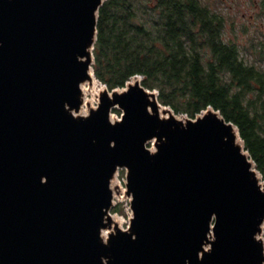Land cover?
I'll use <instances>...</instances> for the list:
<instances>
[{
	"label": "water",
	"instance_id": "1",
	"mask_svg": "<svg viewBox=\"0 0 264 264\" xmlns=\"http://www.w3.org/2000/svg\"><path fill=\"white\" fill-rule=\"evenodd\" d=\"M105 1L0 0V264H264V180L219 111L135 76L80 114Z\"/></svg>",
	"mask_w": 264,
	"mask_h": 264
},
{
	"label": "trees",
	"instance_id": "2",
	"mask_svg": "<svg viewBox=\"0 0 264 264\" xmlns=\"http://www.w3.org/2000/svg\"><path fill=\"white\" fill-rule=\"evenodd\" d=\"M225 28V15L206 0H106L94 75L110 91L141 76L162 105L192 119L209 107L219 111L264 180V68L245 58Z\"/></svg>",
	"mask_w": 264,
	"mask_h": 264
},
{
	"label": "rangeland",
	"instance_id": "3",
	"mask_svg": "<svg viewBox=\"0 0 264 264\" xmlns=\"http://www.w3.org/2000/svg\"><path fill=\"white\" fill-rule=\"evenodd\" d=\"M211 8L221 12L226 17V38L236 42L246 54L245 58L249 62H256L264 68V15L260 12L258 0H206ZM95 84V85H94ZM84 87L86 100L94 103V107L98 106L100 101V93L106 86L102 84L96 77L95 82L90 85L87 82ZM91 88V89H90ZM86 89V90H85ZM168 107V106H167ZM170 108V107H169ZM86 109V107H85ZM173 111V110H172ZM173 113L178 118H184V114ZM114 118L121 117L120 109H113ZM120 185L122 183L123 193L114 194V203L111 209V216L118 219V223L122 229L130 223L132 218L131 199L126 197V171L120 169L115 175V182ZM116 208H120L121 212H115ZM107 231V230H106ZM264 238V236H263Z\"/></svg>",
	"mask_w": 264,
	"mask_h": 264
},
{
	"label": "bare ground",
	"instance_id": "4",
	"mask_svg": "<svg viewBox=\"0 0 264 264\" xmlns=\"http://www.w3.org/2000/svg\"><path fill=\"white\" fill-rule=\"evenodd\" d=\"M94 82H95V78H94ZM93 82V83H94ZM95 85V84H94ZM84 87L85 86H82V90H83V93H84V97H85V101H84V105H83V107H82V109H81V111H80V114L81 115H86L87 113H88V111H89V107H94L95 105H94V103H92L93 102V100H91V101H88V100H86V96H85V92H84ZM91 89V88H90ZM86 90V89H85ZM103 90V89H102ZM85 107H86V109H85ZM162 110V109H161ZM162 112V111H161ZM238 142L239 143H241L242 144V140L240 139V138H238ZM121 185H122V183H121ZM117 181L115 182V180L112 182V185H111V187H112V189H113V191H114V194L116 193L117 195H119V194H121V193H123V191H122V189H123V185L121 186ZM112 220L114 221V222H118L117 220L118 219H115L113 216H112ZM108 234V231H104L103 232V236H106Z\"/></svg>",
	"mask_w": 264,
	"mask_h": 264
},
{
	"label": "built area",
	"instance_id": "5",
	"mask_svg": "<svg viewBox=\"0 0 264 264\" xmlns=\"http://www.w3.org/2000/svg\"><path fill=\"white\" fill-rule=\"evenodd\" d=\"M122 116V115H121ZM184 117H186V115H184ZM114 118V114H112V112H111V119L113 120V121H115V120H120L121 119V117L119 118V117H116V119H113Z\"/></svg>",
	"mask_w": 264,
	"mask_h": 264
}]
</instances>
